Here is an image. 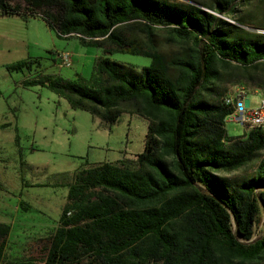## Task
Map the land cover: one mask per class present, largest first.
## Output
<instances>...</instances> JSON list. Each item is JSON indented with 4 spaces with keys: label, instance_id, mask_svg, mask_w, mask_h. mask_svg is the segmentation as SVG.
<instances>
[{
    "label": "trees",
    "instance_id": "1",
    "mask_svg": "<svg viewBox=\"0 0 264 264\" xmlns=\"http://www.w3.org/2000/svg\"><path fill=\"white\" fill-rule=\"evenodd\" d=\"M241 1L217 0L214 15L166 0H0V18H39L59 38L76 37L104 55L151 60L139 71L100 57L90 80L38 74L23 82L49 89L104 128L123 113L149 122L142 153L53 175L51 185L68 194L43 240V264H263L264 231L246 241L263 220L264 156L249 178L221 174L264 150V131L230 138L225 130L233 114L219 91L225 70L236 65L264 92V34L245 31L243 17L236 24L220 17L235 18ZM158 29L181 52H162ZM25 68L31 64L9 70ZM11 230L0 222V264H23L10 259Z\"/></svg>",
    "mask_w": 264,
    "mask_h": 264
},
{
    "label": "rangeland",
    "instance_id": "2",
    "mask_svg": "<svg viewBox=\"0 0 264 264\" xmlns=\"http://www.w3.org/2000/svg\"><path fill=\"white\" fill-rule=\"evenodd\" d=\"M171 3L196 5L216 15L210 6L217 0H166ZM236 24L245 18L244 27L251 34H264V0H242L237 4V15L220 16ZM6 18L7 38H0V222L12 227L8 251L10 259L23 264H43L44 239L59 220L68 194L66 187H54L53 175L73 173L97 163H115L142 153L149 122L130 113H123L110 129L88 112L73 110L67 100L43 87L26 88L23 82L38 74L50 75L65 81L78 77L90 80L96 60L107 57L118 64L141 70L151 60L141 56L116 53L104 55L99 48L83 45L76 37L59 38L39 18L24 20ZM16 20V21H7ZM16 22L15 25L10 23ZM14 31V33L11 32ZM1 32V30H0ZM158 46L169 55L181 52L182 45L169 40L167 29L156 32ZM68 55L70 67H62L59 56ZM28 62L30 69L9 70L18 63ZM256 81L262 71L252 70ZM236 65L225 70L219 91L225 98L237 86L249 93L252 108H257L264 92ZM216 96H208L214 100ZM230 138L243 137L247 130L231 117L225 121ZM264 150L245 167L231 173H221L232 179L243 180L255 174ZM29 208L23 210L20 203ZM262 222L255 227L252 243L261 238ZM264 264V261L262 262Z\"/></svg>",
    "mask_w": 264,
    "mask_h": 264
},
{
    "label": "built area",
    "instance_id": "3",
    "mask_svg": "<svg viewBox=\"0 0 264 264\" xmlns=\"http://www.w3.org/2000/svg\"><path fill=\"white\" fill-rule=\"evenodd\" d=\"M62 67H70L68 55L59 56ZM225 106L233 108L230 116L235 122L244 127L247 132L264 131V97L257 108H252L249 93L244 86H237L224 100Z\"/></svg>",
    "mask_w": 264,
    "mask_h": 264
},
{
    "label": "crops",
    "instance_id": "4",
    "mask_svg": "<svg viewBox=\"0 0 264 264\" xmlns=\"http://www.w3.org/2000/svg\"><path fill=\"white\" fill-rule=\"evenodd\" d=\"M13 19L14 18H16V17H12ZM18 18V17H17ZM6 18H0V30H1V32H0V38H3V39H6L7 38V33H5V27L7 26V23L8 22H6V20H5ZM7 21H16V20H7ZM11 24V26L12 25H15L16 24V22H13V23H10ZM11 32L12 33H14V31H12V29H11ZM21 204V203H20ZM6 223V222H5Z\"/></svg>",
    "mask_w": 264,
    "mask_h": 264
}]
</instances>
